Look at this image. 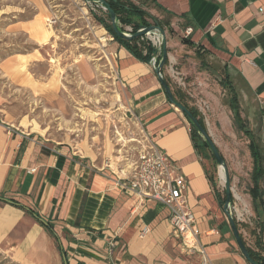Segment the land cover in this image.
<instances>
[{
    "label": "crops",
    "instance_id": "crops-1",
    "mask_svg": "<svg viewBox=\"0 0 264 264\" xmlns=\"http://www.w3.org/2000/svg\"><path fill=\"white\" fill-rule=\"evenodd\" d=\"M3 1L0 21L17 17L5 30L25 32L39 45L37 17L48 12L42 0ZM144 7L165 32L167 58L161 73L174 97L204 123L184 92L172 89V65L177 63L190 77L193 70V77L204 84L200 92L211 120L224 125L231 116L234 121L230 99L235 95L240 112L247 107L249 121H255L264 137V0H145ZM28 8L33 15L27 19ZM188 27L192 31L186 36ZM110 40L130 111L187 181L188 206L209 264H251L237 245L223 209L224 195L218 192L221 186L206 170L189 122L169 102L154 73L155 53L144 62ZM136 43L150 44L156 52L152 37ZM209 68L224 82L213 77V86L206 85L202 78ZM226 90L230 96L223 100ZM23 122L12 128L0 114V249L23 264H200L199 255L185 254L171 233L168 208L120 189L115 165L94 162L90 151L80 155L67 142L46 138ZM210 129L213 133L212 125ZM262 167L264 173L263 157ZM144 226L149 231L140 237ZM245 246L264 256L263 247Z\"/></svg>",
    "mask_w": 264,
    "mask_h": 264
},
{
    "label": "rangeland",
    "instance_id": "rangeland-1",
    "mask_svg": "<svg viewBox=\"0 0 264 264\" xmlns=\"http://www.w3.org/2000/svg\"><path fill=\"white\" fill-rule=\"evenodd\" d=\"M134 1L145 9V0ZM42 2L48 12L37 17L40 33L35 38L39 45L30 41L25 32L5 30V24L17 17L5 16L0 21V114L12 128H18L22 119L25 128L32 125L46 138L67 142L80 155L90 151L95 156L94 162L101 159L106 164H113L119 178H126L140 146L141 135L146 131L128 107L127 89L119 82L116 72L111 49L113 40L95 19L94 14L101 16L104 10L100 5L83 0ZM4 3L0 0V7ZM27 12L25 17L28 19L33 11L28 8ZM52 14L55 23L50 26L47 19ZM35 49L38 54L22 63L19 53H31ZM172 68V89L176 92L180 88L189 104L203 114L204 127L225 161L234 194L231 214L244 244L264 248V230L258 232L248 193L253 166L249 143L252 139L261 155L264 137L256 131L255 121H249L246 106L240 112L243 129L231 116L224 125L215 123L209 116V104L200 92L204 86L200 78L193 77V70H189L192 77L186 75L177 63H173ZM206 70L208 73L203 74L202 80L213 86V77L217 79L219 73L210 68ZM220 79L224 82L223 77ZM226 91L223 100L229 95ZM200 156L206 170L215 177L217 186H221L217 191L224 195V181L219 178L215 160L207 149H202ZM260 184L264 197V178ZM0 264L23 263L0 249Z\"/></svg>",
    "mask_w": 264,
    "mask_h": 264
},
{
    "label": "built area",
    "instance_id": "built-area-1",
    "mask_svg": "<svg viewBox=\"0 0 264 264\" xmlns=\"http://www.w3.org/2000/svg\"><path fill=\"white\" fill-rule=\"evenodd\" d=\"M53 23L55 18L52 15L48 24L51 26ZM126 29L132 31L131 27ZM191 31V28H186L185 35L188 36ZM143 37H152L157 48L158 35ZM154 60L152 57L151 62ZM139 145L131 171L126 178L118 179V187L137 195L140 200L152 199L167 207L170 231L180 239L184 253L198 254L200 264H209V256L198 238L199 231L195 216L188 206L187 181L184 175L165 150L159 147L146 132L141 135ZM148 231V227L144 226L139 236H145Z\"/></svg>",
    "mask_w": 264,
    "mask_h": 264
},
{
    "label": "trees",
    "instance_id": "trees-1",
    "mask_svg": "<svg viewBox=\"0 0 264 264\" xmlns=\"http://www.w3.org/2000/svg\"><path fill=\"white\" fill-rule=\"evenodd\" d=\"M107 2L115 12L122 26L131 25L133 32H135L141 26H147L151 24L147 20V17H150L153 23L156 22L159 25L158 21L155 18L149 16L141 7L137 6L130 0H107ZM94 15L97 22L106 29V31L113 37L114 40L118 41L121 45L125 46L135 57L141 59L144 62L150 61L151 55L155 53V49L150 44H145V43L137 44L136 42L141 37H136L133 39H125L117 36L112 28L109 16L106 13V11H104L101 16H97L96 14ZM144 48L146 49L145 53L142 52L143 51L142 49ZM230 106L235 123L240 129H243L241 116H240V109L235 95H232V98L230 99ZM191 112L193 113L194 116H196L194 111ZM198 120L204 126L202 120L201 119ZM246 132L250 133L248 129L246 130ZM190 134L193 140V144L197 149V151L199 152V154L200 152H202V149H207L210 152L207 144L202 140V138L192 127V125H190ZM198 140H200V142ZM255 147L256 146L251 139V142L249 143V148L253 158V163H252L253 166H252L251 186L249 188V193L252 198V205L256 215V224L259 229L258 232L262 233V231L264 230V198H263L262 188L260 186V181L264 173H263L262 159L259 153V149L258 148L255 149ZM210 155L213 158L211 152ZM210 180L212 181V178ZM224 201H225V194L223 196L222 202L224 203ZM247 251L250 257L255 262L259 264H264V256L261 255V253L259 254L250 249H247Z\"/></svg>",
    "mask_w": 264,
    "mask_h": 264
},
{
    "label": "water",
    "instance_id": "water-1",
    "mask_svg": "<svg viewBox=\"0 0 264 264\" xmlns=\"http://www.w3.org/2000/svg\"><path fill=\"white\" fill-rule=\"evenodd\" d=\"M85 2L89 3H95L97 5H100L104 11L109 16L110 23L112 25V28L115 32V34L121 38L125 39H133L136 37H143V36H148V35H158L159 38V44L156 48V52L153 56L155 59L154 62H151V66L154 70V73L161 84L169 102L175 106L187 119L190 125L196 130V132L200 135L202 140L207 144L216 164L221 166L223 168V174H224V194H225V201L223 203V209L224 212L228 218L232 233L234 235V238L237 242V245L243 254V256L251 263V264H259L255 262L249 255L247 248L244 244V241L237 229V226L235 224V220L231 214V203H232V198H233V190L230 186V180H229V175H228V170L225 164V161L220 154L219 150L217 149L214 141L211 139L208 131L206 128L199 122L198 118L193 115V113L181 102H179L171 92V89L167 82L165 81L161 69L164 65V62L167 58V52L165 49V43H166V37H165V32L161 26H159L156 22L147 26H141L138 28L135 32L127 30L122 26V24L119 22L115 12L113 9L110 7L109 3L107 0H83Z\"/></svg>",
    "mask_w": 264,
    "mask_h": 264
},
{
    "label": "bare ground",
    "instance_id": "bare-ground-1",
    "mask_svg": "<svg viewBox=\"0 0 264 264\" xmlns=\"http://www.w3.org/2000/svg\"><path fill=\"white\" fill-rule=\"evenodd\" d=\"M47 21H49V18L47 19ZM19 56H20V60L22 61V63H26L29 59L33 57L32 55H19ZM218 173H219L220 180L224 181L223 168L221 166H219L218 168Z\"/></svg>",
    "mask_w": 264,
    "mask_h": 264
}]
</instances>
